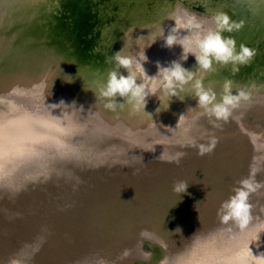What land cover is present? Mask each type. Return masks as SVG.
I'll return each instance as SVG.
<instances>
[{
  "label": "bare ground",
  "instance_id": "bare-ground-1",
  "mask_svg": "<svg viewBox=\"0 0 264 264\" xmlns=\"http://www.w3.org/2000/svg\"><path fill=\"white\" fill-rule=\"evenodd\" d=\"M149 1V6H146L143 12L129 16L130 9L140 3V0H0V50L9 47L12 52L20 50L23 54L19 56V63H16L14 68L7 69L0 77V108H2L1 104L10 107L0 110V139L10 135L6 144L0 140V150L6 155L0 158V168L7 163V168L0 170V216L6 211L3 203L9 202L15 194H20V190L27 188L26 184L30 186L40 182L37 179L30 180L20 176L26 171L28 173L36 167L50 168L57 162L71 161L73 156L82 157V155L102 152L103 149L96 146L86 150L80 147L78 141L84 136L99 137V135L116 134L127 141L141 142L151 147L154 145L165 147L163 141L168 144L170 143L167 141H181L186 136H174V134L185 133L188 127L185 123L200 110L205 112V109L195 106L189 110V101L197 99L193 89L195 80H200L204 88L206 85L219 87L205 88L217 92V98L222 97L219 89L224 94L225 82H231L232 94L243 91L247 99L250 96L252 98V95L264 93V0ZM181 3L205 14L202 18L194 15L196 21L200 25L204 23L205 27L201 25L199 29L194 28L196 31L191 36L187 28L181 26L186 21L184 14L187 13L183 7L181 8ZM79 7L82 8L81 14L85 19L82 35L87 36L89 41L91 38V42L84 47V44H87L84 40L85 42L79 47L81 52L78 54L75 53L77 50L73 48L72 38L69 37L68 31L64 30L63 25L76 14L78 15V11L81 10ZM218 13L227 14L230 23L240 25L232 32H224L222 35L232 37L237 50L241 44L254 50L255 55L248 63L224 64L213 59L209 69L198 68L193 54L184 53L179 44L168 47L164 39L158 37L160 27L164 29L166 37L169 30L175 27L177 17H180L181 24H177L176 29L181 38L188 35L194 40L198 34L215 28L214 17ZM38 15L42 16L39 23L31 27L30 22ZM19 30L21 34L18 41L12 45L3 43V40H10V37ZM43 39L48 42H44ZM122 49V55L131 56L134 64L142 65L143 70L138 68L140 76L136 83L138 85L143 83L149 94L146 96L144 111L140 109L134 112L132 105L126 102V98L118 94L115 97L118 104L114 110L108 107H105V111L95 110L85 97L80 103L82 100L77 97L79 94L86 96L93 93L95 98L102 97L99 95V89L107 80L108 72L112 68L111 57ZM175 49L180 50L181 53ZM49 50L61 59L59 60L61 64L68 62L69 69L75 74L74 77L58 85L60 74L58 68L61 65L51 61L53 56L48 53ZM100 54H106V57H101ZM173 61L179 62L182 67L194 74V79L178 89L174 96L164 90L161 83L162 72H160L161 68L169 67ZM49 66L51 72L48 73V77L57 80L56 88L53 89L52 94L43 97L39 89L40 82L45 80L47 74L45 69L47 71ZM119 73L125 77L128 75L124 67L119 68ZM80 81L89 86L92 92L83 90L82 87L85 86ZM22 83L32 87L28 90V94L19 93L17 87ZM9 89L13 90V94ZM58 95L64 97V105L61 104L64 108L58 109V105H52L53 98L59 97ZM255 97L257 98L256 95ZM102 98L110 102V98ZM247 99L240 98L237 105H241ZM35 100L37 102H34ZM24 103L31 105L26 108L23 107ZM32 107L38 108V111L32 110ZM127 110L130 111V117H143V127L131 125L127 119H123V112ZM32 114L49 119V125L28 123L24 116ZM146 123H166L167 126L171 124L172 127L170 126L171 130L161 129V134L152 137L154 135L147 130L151 127ZM19 130L27 132L20 138L37 139L33 141L32 150L27 147L15 151L17 148L26 147L21 146L23 140L14 141L11 138L14 137L13 131ZM255 138L256 144L264 147V137L258 135ZM57 155L61 156L60 160L56 159ZM136 218V215L126 214L120 221H105L103 223L105 231H110L108 226L113 224L122 229L116 231L120 237L114 240L97 239L95 234L86 235L78 230L80 240H93L95 245L85 248L78 244L82 247L79 252L80 259L75 252L67 256L60 254L56 258V264H201L202 260L197 258V254L209 253L211 254L209 258L204 257L206 261L213 258L212 264H224L226 259L222 250L229 243L237 242L235 243V251H237L240 248L246 250L249 244L252 248L253 242L257 241L253 250L249 248L245 252L251 257L264 242L262 212L253 217L244 230L231 220L227 224L222 223L219 216L213 219L214 223H204L197 233L187 228L186 224L165 228L166 224L175 221H169L155 231L148 226L136 224ZM215 220H218L217 223ZM148 228L150 230H147ZM24 232L27 230L24 229ZM242 238L246 240L243 243L240 241ZM144 245L151 249L145 250ZM197 250L199 252L196 254ZM27 253L28 258L33 256ZM15 254L16 252L8 254L5 259L0 260V264H15L20 258ZM108 256L110 258H107ZM110 261L112 262L109 263ZM40 263L47 264L46 258L43 257ZM19 264L22 263L19 261Z\"/></svg>",
  "mask_w": 264,
  "mask_h": 264
},
{
  "label": "rangeland",
  "instance_id": "rangeland-1",
  "mask_svg": "<svg viewBox=\"0 0 264 264\" xmlns=\"http://www.w3.org/2000/svg\"><path fill=\"white\" fill-rule=\"evenodd\" d=\"M182 7L188 14L195 15L197 18H202L205 15L198 10L190 9L184 3H181ZM201 25H204V23H201ZM187 30L189 36L196 31L194 28ZM175 51L181 53L178 49H175ZM263 94H255L257 98L255 95H252V98L250 96L241 105L264 110ZM250 103L254 104V106ZM241 105H237L235 109L240 108ZM232 114L237 115L236 113ZM203 115L206 116V120L215 118L214 115H209L206 110L203 112ZM128 118L130 119H127V122L131 125L141 126V119H137L139 117L131 116ZM136 120H138L140 125L137 124ZM238 120L241 123V128L251 136L255 143H257L256 136L260 135L264 137L263 115L253 113L246 115L244 121L247 128L243 126L240 118ZM143 122L141 121V123ZM185 124H188V122ZM167 125L166 123H160L159 128L171 130V124ZM161 129L154 132L152 128H147L154 135L152 137L161 134ZM207 129L209 131L213 129V131L209 133L206 131ZM235 129L236 126L234 127V124L216 118L207 125V128H202L198 132L191 134H200L201 137H204V140L212 138L218 140L220 138L224 139L227 136L232 137ZM111 135L113 134L99 135V137L84 136L79 139L78 143H80V147L84 150L94 146L103 149L101 153L82 155V158L99 157L105 153L118 151L120 147L99 144V140ZM174 136H186L188 138L189 132H187L186 128L185 133H175ZM186 137H183L182 140ZM189 137L191 138L192 136ZM235 137L233 136V138ZM120 139L128 143V146H131L123 147L125 150L147 147L152 151H161V154L136 155L129 151V157H125L124 160H118L120 162L116 163V165L107 166L115 171L120 170V173L123 175L119 173L120 177H113V179L109 178L103 181L105 184H98L92 179H88L86 182H79V185L71 187L68 185V176L66 175L65 177L62 176L60 180L63 191H49L43 194L41 198L35 197L31 191L46 184L55 186V181L51 177H44V179H40V182L30 184V186L26 184L27 188L20 190V194H15L9 202L3 203L6 211L0 216V260L2 258L5 259L8 254L15 252V255L20 256L19 261L22 264H41L40 262L43 257L46 258L47 264H56L58 255L67 256L72 252H75L76 256L80 259L79 252L82 250V247H79L78 244L83 245L85 248H90L95 245V242L93 240H80L79 231L86 235L95 234L97 239L108 238L114 240L120 237L116 231H122V229L118 225L113 224L108 226L110 231H105L103 223L105 221H120L126 214L131 216L136 215V224L143 225V227L148 226L155 231L167 222L175 221L166 224L165 228L168 229L171 226L186 224L187 228H191L197 233L202 229L204 223H214L213 219L222 215L220 213L222 204L235 195V189L241 187L240 182L242 180L249 178L253 180L254 184L260 185L248 197V203L251 205L250 221L259 212L264 213V159H262L261 168L254 174L251 172L253 168L260 166V158H264V147L259 145V150L254 153L245 143L238 144L239 140L235 143L230 142V147L219 143L220 141L218 140L219 142L216 143L212 152L201 156L198 154L201 144L198 143L172 145L170 141H167L170 144L163 141L162 144L165 147L155 145L151 147L143 145L141 142L136 143L127 141L124 138ZM111 141L115 143L119 139L112 138ZM181 141L179 140L175 143H182ZM227 153L229 156L232 154V157L233 155H241L239 162L242 163L243 167L242 169H238L240 171L237 173V176H228L225 171L226 169L222 171L223 166L219 164L228 161L216 163L205 159L207 156H210L220 160L221 158L228 157ZM164 155H170L171 157L168 158ZM198 156H201V159H198ZM177 157H180L179 164L175 163ZM86 161L92 162L90 160ZM59 163L60 165H53L50 168L56 171V168L61 166L62 170L65 168V172L67 173L68 168L66 166L68 164L66 163L70 164L71 161ZM101 167L104 166L102 165ZM75 172L79 173L75 174V176L93 175L92 171L85 167L76 168ZM112 172L104 171V175L109 176ZM145 175H155V178H157L156 182L153 183L154 180L149 182L143 181ZM159 176H162V178H158ZM183 176L185 177L176 178ZM71 179L73 180V184H75L77 177ZM178 181H183L187 184L186 190L182 193L174 191V184ZM233 185H235L234 189H232ZM215 221L217 223L218 220ZM101 228L103 231H101ZM150 228L147 230H150ZM24 229L27 232H24ZM100 231L101 233H99ZM144 246H146L145 250L149 249L147 245ZM13 247H16V249H13ZM27 252L33 255L32 259L28 258ZM107 258L110 257L108 256ZM19 261L16 260L15 264H19Z\"/></svg>",
  "mask_w": 264,
  "mask_h": 264
},
{
  "label": "water",
  "instance_id": "water-1",
  "mask_svg": "<svg viewBox=\"0 0 264 264\" xmlns=\"http://www.w3.org/2000/svg\"><path fill=\"white\" fill-rule=\"evenodd\" d=\"M149 0H140V3L138 2V4L134 5V7H132L130 9V14L129 16H132L133 14L135 13H141L143 12V9L146 7V6H149ZM189 8H191L190 6H188ZM81 10L78 11V15L76 14L71 20H68L64 25V30H67L68 31V35L70 38H72V43H73V48L76 49L77 51L75 53H80V45L82 46V43L85 42L84 40H86L87 44L85 43L84 44V47H87L88 44L91 42V38H90V41L89 39L87 38V36H84L82 35V27L83 26V22L85 21V19H83V16H82V8L79 7ZM212 13H215V12H212ZM42 16H37L34 18V20H32L30 22V25L31 27H34L35 25H37L39 23V19L41 18ZM25 27V26H23ZM24 29V28H23ZM21 30H19L17 33L13 34L11 37H10V40L8 39H5L3 40V43L4 44H8V43H11V45L13 43H15L16 41L19 40L20 38V33ZM44 42H48L46 39H43ZM48 53H50L51 56V61L54 63V61L59 62V60H61L60 58L58 59L55 55H53V52H51V50L48 51ZM22 52L20 50H18L17 52H12L11 49H9V47H6L2 50H0V77L2 75L5 74L6 70L7 69H11L12 67L14 68V65L16 63H19V56H22ZM101 57L105 56L106 57V54H100ZM108 56V55H107ZM60 67L58 68L59 69V80L57 83H59L58 85L60 84H63L67 79H69L70 77H74V72H72L69 67H68V62H63L62 64L60 63ZM51 72V68L50 66L48 67L47 71L45 69V80H43L42 82H40V86L41 88L40 89V93L42 94L43 97H47L48 94H52L53 93V89L56 88V81L57 80H54L53 78H49V74ZM49 73V74H48ZM80 83L85 86V87H82L83 90H86V92H92V90L90 89L89 86H86L85 83L83 81H80ZM57 85V87H58ZM28 84H20L17 89L19 90V93H26L28 94V90H31L32 87H27ZM219 88V87H216V86H211L209 87L208 85H206L205 88ZM4 90V88H3ZM10 90V93L13 94V90L12 89H9ZM9 90H6V92H9ZM90 90V91H89ZM220 91V94L223 95L222 93V90L219 89ZM217 93V92H216ZM75 95V94H74ZM59 97H56L55 99L53 98V103L52 105H58V109H61V108H64L61 106V104H63V99L64 97H62L61 95H58ZM76 96V95H75ZM77 97L81 98L82 101H80V103H82L84 101V98H87V101L88 103H90L89 105L93 107V109H99L101 111H105V107L106 105L109 103L108 100L104 99L102 97H97L95 98L93 96V93L87 95L86 96H82V95H77ZM109 99V98H108ZM220 98H217V100H219ZM34 102H37V100H35ZM35 104V103H34ZM252 104V103H250ZM257 104V103H256ZM2 105V108L1 109H10L9 106H6V104H1ZM28 105H31V104H23V107L25 106L26 108H28ZM64 105V104H63ZM190 105V106H189ZM188 106L190 107V110L192 109L193 106L195 107H199L198 106V98L193 100L191 99L188 103ZM187 106V107H188ZM252 106H254V104H252ZM257 106V105H256ZM260 107V106H259ZM25 108V109H26ZM264 108V107H263ZM32 110H36L38 111L37 109L38 108H35V107H32L31 108ZM12 110V109H11ZM263 109H255L254 107H249L247 105H241L240 108H237V109H232L231 110V114L229 115L228 119L227 120H224V119H221L222 121H225V122H230L232 124H234V127L236 126V129L233 131V136H236L235 138H233V136H227L225 137L224 139H218L217 142L221 143V144H225L227 145L228 147H230L229 143H235L237 142L238 140V144L239 143H245L246 146L250 147L254 153L259 150V145H257L253 139L248 135V133L246 131H244L241 127V123L239 122L238 118L241 119V122L243 123V126H245L247 128V125H246V122L244 121L245 119V116L246 115H249V113H253V114H258V115H263L264 116V110L262 111ZM30 111V110H29ZM201 113V114H199ZM232 113H236L237 115H233ZM26 117L25 120L28 121V123L30 124H34V123H39V124H47L49 125L50 121L49 119L47 118H41V116L38 117V115H30V116H24ZM130 117V111H125L123 112V119H130L128 118ZM138 120L141 119V121H143V117H139L137 118ZM206 116L203 115V112L200 110V112L196 113L193 118H191L189 121H188V124H187V132H189V136H192L191 138L188 136V138L186 137L185 139H183L180 143L178 142L177 144L175 142H171L172 145H178V144H183V143H192L193 141H195V143H198V144H203V145H206V144H209L214 138L210 139V140H204V137H201L200 134H191L193 132H198L200 129H205L207 128V125L211 122H213L216 117L214 119H211V120H206ZM138 120H136L137 124H139ZM206 120V121H204ZM213 120V121H212ZM220 120V119H218ZM140 121V123H141ZM147 124V123H146ZM140 125V124H139ZM149 125V127H151L154 132H156L157 130L161 129V127L159 128V125L160 123H150V124H147ZM31 127H35L33 125H30ZM0 127H1V124H0ZM141 127H143V123H141ZM201 127V128H200ZM37 128V127H35ZM253 130V129H252ZM206 131H208L209 133L213 131V129H211L210 131L207 129ZM14 133L12 134L14 137H11L13 138L14 141H21L23 140L24 142H22V145L21 146H26V147H22L23 149L21 148H17L15 151H21V150H24L26 149L27 147L32 150V148H34V142L33 141H37V139H27V138H20L22 137L24 134H25V130H19V131H13ZM205 132V131H203ZM27 133V132H26ZM221 133V132H219ZM10 134V133H9ZM194 135V136H193ZM27 137H30V135H27ZM10 138V135H7L5 138H1L0 140H2V143L3 144H6L7 140ZM112 138H115V139H119L118 142H115V143H112L113 141ZM121 136L120 135H116V134H113L109 137H104L102 138L101 140H99V144H107V145H111L112 147H120L118 151L114 152V153H105L103 155H100L99 157H92V158H89V157H79V156H73V158L71 159V163H66L68 164L66 167L68 168V172L66 173L65 172V168H64V172L62 170V167L61 166H58L56 169V171H54L55 169L53 168H45L43 169L42 167H36V168H33L35 170H32L30 172L27 173V171L25 173H23L22 175L20 176H23V178H29L30 180L32 179H37L39 181H41L40 179L42 177H51L52 180L55 181V186H50L48 184L46 185H42V186H39V188L31 191V193L33 195H35V197H43V194H46V192H61L63 191V188H61V177L62 176H68V185H70L71 187L74 186V185H79V182H86L88 181V179H92L95 183H98V184H105L103 181L107 180V179H113V177L115 178H118L120 177L119 176V173L121 172L120 170H117L115 171L114 169H111L107 166H111V165H116V163H119L120 161L118 160H124L125 157H129V153L132 152L136 155H149V154H154V155H157V154H161V151H155V150H149V148L147 147H143V148H130V149H123V147H131V146H128V143H126L125 141H123L122 139H120ZM227 139V140H225ZM98 144V143H97ZM237 145V144H236ZM233 147V146H232ZM28 149V150H29ZM139 149V150H138ZM0 158L3 157L5 155V153H3V150H0ZM130 151V152H129ZM24 152V151H22ZM21 153V152H20ZM6 156V155H5ZM4 156V157H5ZM164 156H167L168 158H170L171 156L170 155H164ZM227 156L228 157H225V158H221V159H226V160H218L216 157H210V156H207V160L211 161V162H216L218 163L219 161H228V162H222V164H219V165H222L223 166V169L222 171H226V173L228 174V176L230 175H233V176H237V173L240 171H238V169H242L243 165H241L242 163L239 162V159L241 158V155H233L232 157V154L231 156L228 155L227 153ZM33 157H36V156H33ZM32 157V158H33ZM56 159H59L60 160V157L59 155L55 156ZM122 157V158H120ZM199 158L198 159H201L200 157L201 156H198ZM30 158V157H28ZM115 158V159H114ZM120 158V159H119ZM180 158V157H179ZM229 158V159H227ZM90 160L92 162H88L86 160ZM172 159V158H171ZM260 166L258 168H253L251 170V172L254 174L256 173L259 168H261L262 166V159L264 158H260ZM127 160V159H126ZM217 160V161H216ZM25 161V160H23ZM22 161V162H23ZM56 161V160H54ZM94 163V164H93ZM89 164V165H88ZM91 164V165H90ZM55 166L57 165H60L59 162H57L56 164H54ZM104 166V167H101V166ZM100 166V167H98ZM217 166V165H216ZM236 166V167H235ZM88 168L90 171H92V174L91 176H83V175H79V176H75V174H79L77 172H75L76 168ZM254 167V166H253ZM7 168V163L6 165H4L3 167L0 168V170L2 169H6ZM15 168V167H14ZM32 169V168H30ZM217 169V168H215ZM104 171H113L111 173V175L109 176H105L104 175ZM233 171H237V172H233ZM218 172V171H217ZM219 173V172H218ZM99 175H102V176H99ZM120 175H123L122 173H120ZM140 175V174H139ZM1 177H3V175H1ZM77 177V180L75 181V184H73V180L71 178H76ZM156 176L155 175H145L143 177V181L145 182H149V181H153V183L156 182V179L155 178ZM185 176L183 177H176L177 179L179 178H184ZM123 178V177H121ZM158 178H162V176H159ZM126 179V178H124ZM167 179H170V178H167ZM102 180V181H101ZM91 181V182H93ZM90 182V181H89ZM144 182V183H145ZM235 188V185L232 186V189ZM7 189V188H6ZM24 191V190H23ZM264 206V204H263ZM229 228V227H227ZM251 237V236H250ZM239 241V240H238ZM242 243L245 242L246 240L244 238H242L240 240ZM253 242V241H252ZM235 243L237 242H234V243H229L228 246L223 249L222 251L223 252V257L224 259H226L224 261V264H264V242L261 243L262 244V247L260 249H258V251H256L253 256L249 257L248 255H246L245 252H247V250L250 248L251 250H253V248L256 247L257 245V241L253 242V245H252V248L251 244H249L246 248V250L240 248L239 250L235 251ZM146 247V246H145ZM150 248V247H149ZM197 252H199V250H197L195 253L197 254ZM197 258L199 260H202V263L201 264H212L213 263V258L212 260L210 261H206L204 259L205 258H209L211 256V254L209 253L208 255H203V254H197ZM179 264V263H177ZM189 264H192V263H189Z\"/></svg>",
  "mask_w": 264,
  "mask_h": 264
},
{
  "label": "clouds",
  "instance_id": "clouds-1",
  "mask_svg": "<svg viewBox=\"0 0 264 264\" xmlns=\"http://www.w3.org/2000/svg\"><path fill=\"white\" fill-rule=\"evenodd\" d=\"M186 21L181 24V18L177 17L175 27L171 28L165 37L164 29L160 27L159 36L165 41V45L171 47L173 45H181L184 53H190L195 56L198 68L209 69L214 59L217 62L227 64L231 62L233 65H243L248 63L255 55L254 50L249 49L241 44L239 50L235 46V41L232 37H224L222 33L232 32L234 28H239L240 25L234 22L230 23V18L225 13H218L214 17L215 28H210L206 33L198 34L193 40L188 35L181 38L176 29L177 24L187 29H199L200 23L196 21L194 15L184 14ZM123 49L111 57L112 68L108 72V78L99 89V95L105 98H110V102L106 107L115 109V97L117 94L120 97L126 98V102L132 105L133 111L142 109L146 104V96L148 92L144 84H137V78L140 76L138 68L142 69V65L134 64L133 57L122 55ZM124 67L128 75L119 73V68ZM162 72L161 83L164 90L170 95L177 94V90L181 89L186 83L194 79V74L182 67L179 62L173 61L169 67L160 69ZM159 72V73H160ZM194 96L198 98L199 108H203L209 115H214L218 119L227 120L231 114V109L237 106L240 98L247 99L246 94L240 91L238 94H232L231 82H225L224 94L217 100L216 93L211 89H205L200 80H195L193 84ZM190 110V109H189ZM183 116V115H182ZM181 116V117H182ZM195 144V141L192 142ZM217 143L216 139H212L208 146H199V155L203 156L213 151ZM180 159L177 157L175 163L179 164ZM241 187L235 189V195L225 201L220 209L222 223L227 224L228 221H233L241 230H244L250 217V204L248 197L250 193L256 191L260 186L254 184L251 178L244 179L240 182ZM187 184L183 181L175 182L174 191L182 193L186 190ZM264 256V255H262Z\"/></svg>",
  "mask_w": 264,
  "mask_h": 264
}]
</instances>
